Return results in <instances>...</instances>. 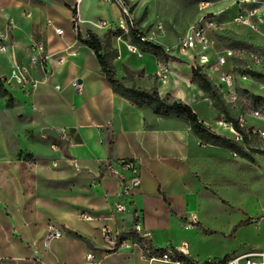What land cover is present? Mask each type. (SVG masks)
<instances>
[{
    "label": "crops",
    "instance_id": "1",
    "mask_svg": "<svg viewBox=\"0 0 264 264\" xmlns=\"http://www.w3.org/2000/svg\"><path fill=\"white\" fill-rule=\"evenodd\" d=\"M72 1L10 0V6L1 10L0 45L12 44L17 60L27 64L30 44L42 39L49 59L32 64L26 82L16 85L11 77L12 53L0 50V76L13 98L7 105L0 96V264H85L89 251L92 264H186L157 254L158 249L176 248L181 241L187 242L193 264H217L252 250L233 240L237 222L225 232L200 220L203 230L184 227L189 214H197L201 200L213 201L207 194L197 197L202 187L197 176L215 172L220 160L244 158L227 147L201 144L183 119L159 116L115 93L93 50L79 42L76 33L84 35L90 29L103 36L108 29H122L123 36L111 38L118 52L113 60L117 77L126 85H156L161 96L169 93L181 99L206 126L229 138L227 126L218 120L219 111L191 81V64L178 55L158 58L130 51L127 24L116 2ZM65 3L76 7V20ZM146 20L152 21L151 13ZM9 21L15 26L10 27ZM53 27H61L63 34L57 35ZM235 30L245 32L240 27ZM6 35L9 40H1ZM162 37L160 33L158 41L165 46L175 42ZM159 62L164 66L161 77ZM125 68L143 74L130 81L124 79ZM123 160H133L141 176L139 187L128 198L118 194L119 175H131L122 168ZM122 200L127 208L112 211L111 206ZM83 211L101 218L81 219ZM107 216L111 218H103ZM137 221L148 232L153 256L143 257L133 241L116 250L105 247L103 224L121 236ZM48 222L64 234L44 248ZM213 235L229 240V246L200 256L193 238Z\"/></svg>",
    "mask_w": 264,
    "mask_h": 264
},
{
    "label": "built area",
    "instance_id": "2",
    "mask_svg": "<svg viewBox=\"0 0 264 264\" xmlns=\"http://www.w3.org/2000/svg\"><path fill=\"white\" fill-rule=\"evenodd\" d=\"M107 3L116 2V0H105ZM119 4L118 2H116ZM209 1L201 3V7H207ZM123 12H127L123 5H120ZM124 13V14H125ZM127 14V13H126ZM130 25H134L132 17L128 18ZM233 21L241 23L256 33L264 35V0H240L238 11L233 17ZM50 24V21H48ZM10 27H14L12 21H9ZM127 27V25H126ZM136 28L142 29L135 25ZM161 24H157L149 31H143L140 35L141 41L152 43L159 42ZM221 24H216L212 15L203 14L200 20L194 23L188 32L178 39L175 45L165 46L166 54L180 56L185 58L192 68L200 67L202 72L206 73L214 83L222 101L232 115L239 127L244 128V134L248 137L258 135L264 138V129L248 125L247 119H257L264 121V110L254 104L253 100L245 94H241L238 89L245 88L250 93L249 85L256 83L259 89L264 90V50L258 47L247 49H233L225 47L219 39L213 34L214 31L222 30ZM57 35L63 34L61 27H53ZM1 40L8 41L9 36H1ZM127 48L133 52H139L136 44L129 43ZM3 52L12 53V72L11 77L16 85H23L30 75V66L32 64L42 65L48 61L49 55L44 47L42 39H35L29 47V62L21 63L17 60L12 50V44L5 42L0 45ZM157 70L158 77H161L164 66L159 62ZM4 78V77H3ZM5 79V78H4ZM247 83V84H245ZM73 85L76 86L75 81ZM225 126L231 130L234 141L243 144V134L236 130L231 120H221ZM73 165L76 167V159H73ZM122 168L131 172L128 177L119 175L118 194L128 198L132 192L137 189L141 183L139 168L133 160H123ZM112 211H123L127 208L125 202L119 201L111 206ZM79 217L84 220H100V216L81 212ZM110 219L111 216L103 217ZM199 224L198 215L190 213L184 222L185 228H194ZM132 229L138 236L145 239L148 232L143 230L140 221H137ZM101 232L105 247L109 250H116L127 245L130 239H119V235L108 224L101 226ZM64 230L53 222H48L42 243L44 248H48L51 241L62 237ZM134 242V241H133ZM137 243L143 257H151V245L146 241L143 244ZM170 248V246H168ZM176 250L187 254V242L181 241ZM170 251V250H169ZM165 258V257H162ZM93 253L89 251L85 255V264H92ZM166 259V258H165ZM217 264H264V243L261 248L252 249L241 254H235L220 260Z\"/></svg>",
    "mask_w": 264,
    "mask_h": 264
},
{
    "label": "rangeland",
    "instance_id": "3",
    "mask_svg": "<svg viewBox=\"0 0 264 264\" xmlns=\"http://www.w3.org/2000/svg\"><path fill=\"white\" fill-rule=\"evenodd\" d=\"M17 2L23 0H16ZM62 2L64 0H58ZM74 4L72 0H68ZM119 0V6L123 5L127 18L139 24V27L149 31L157 24H161L160 33L166 36V41L174 39L175 45L189 28L200 20L203 14L212 15L216 24L222 25V30L214 31L216 35L234 36L240 41H246L252 47L264 50V35L256 33L241 23L233 21L239 7L240 0ZM209 1L207 7H201V3ZM10 0H0V15L3 7L10 6ZM118 2V0H116ZM57 4V1H54ZM144 13V14H143ZM151 13L152 21L147 20ZM143 14L142 19H140ZM0 16V21H1ZM140 19V20H139ZM244 28L242 34L235 28ZM86 34V33H85ZM170 45V46H171ZM246 84V83H245ZM256 83L249 85L251 93L264 97V90L259 89ZM255 104L261 105L264 110V103L257 99ZM218 120H226L225 115L219 112ZM248 125L264 129V121L247 119ZM228 131V130H227ZM230 139L233 134L228 132ZM245 150L250 159L238 160L233 156L227 163L218 161V169L214 172L198 175L201 183V190L198 198L209 195L213 201H200L196 208L200 222L213 230L225 232L231 222L236 223L234 227L233 240L243 249H255L264 240V138L253 135L248 138ZM241 219V221H238ZM202 224L197 228L203 230ZM238 230V231H237ZM231 237V236H230ZM196 249L200 256L220 253L229 246V240L213 235L208 238H193Z\"/></svg>",
    "mask_w": 264,
    "mask_h": 264
},
{
    "label": "trees",
    "instance_id": "4",
    "mask_svg": "<svg viewBox=\"0 0 264 264\" xmlns=\"http://www.w3.org/2000/svg\"><path fill=\"white\" fill-rule=\"evenodd\" d=\"M124 2L126 1L124 0ZM65 5L71 9L72 16L76 20V7H70V5L67 3H65ZM143 14L141 15L140 19H142ZM123 17L127 24L126 28L129 40L131 41V43L136 44L140 51L155 54L158 58L167 55L165 52L164 44L160 42L152 43L149 41H141L140 35L144 31V29L136 28L135 25L139 26L136 21L134 22V25H130L128 18L124 14ZM85 33L86 34L82 35L80 31H77L76 38L79 42L85 44L87 47L93 50L98 60L101 71L105 74L107 82L115 93L121 95L125 99L140 107L147 106L153 113L159 116H174L183 119L189 125L191 130L198 136L201 144H212L227 147L233 152L234 155L250 159V155L246 152L244 146L224 135L218 134L211 130L203 123V121L199 119L197 114L193 111L192 107L183 102L181 99L169 93L161 96L156 85H152L148 88L137 87L134 84L126 85L120 78L117 77L113 60L117 57L118 52L117 49L111 45V38L112 36H123L122 29L117 27L115 29H108L107 32L103 34V36L97 35L90 29L86 30ZM216 37L225 47L228 48L247 49L252 47V45L248 42L240 41L234 36L216 35ZM142 74V71L133 72L128 68H125L124 79L132 81L134 75L140 76ZM191 81L197 84L204 91L206 97L210 99L212 105L219 112H222L225 115L226 120H231L233 122L234 128L243 134V144H249V137L247 134H244V128L239 127L235 122L226 105L222 101L221 96L210 77L206 73L202 72L200 67H196L192 68ZM238 90L241 94L248 95L253 100L254 104L257 99L261 100V102L264 103V97L254 95L245 88H240ZM0 96L5 99L7 105H10L12 103L13 98L5 87V79L1 76ZM256 105L259 107L261 106L259 104ZM119 239H130L140 244L146 242L145 239L138 236L132 229L119 236ZM152 254V250H150V256H153ZM157 254L159 257H165L167 259L184 262L186 264H193L187 254L176 250L172 246H170V248L165 247L163 249H158Z\"/></svg>",
    "mask_w": 264,
    "mask_h": 264
},
{
    "label": "bare ground",
    "instance_id": "5",
    "mask_svg": "<svg viewBox=\"0 0 264 264\" xmlns=\"http://www.w3.org/2000/svg\"><path fill=\"white\" fill-rule=\"evenodd\" d=\"M227 130H228V132L232 133V132H231V130H229V128H228V127H227Z\"/></svg>",
    "mask_w": 264,
    "mask_h": 264
}]
</instances>
